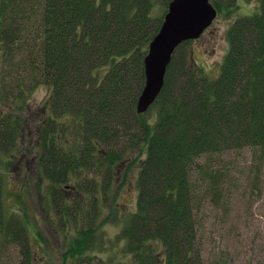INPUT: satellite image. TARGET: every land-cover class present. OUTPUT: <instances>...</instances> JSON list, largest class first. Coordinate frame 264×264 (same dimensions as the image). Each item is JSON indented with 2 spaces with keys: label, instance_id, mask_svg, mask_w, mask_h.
<instances>
[{
  "label": "trees",
  "instance_id": "obj_1",
  "mask_svg": "<svg viewBox=\"0 0 264 264\" xmlns=\"http://www.w3.org/2000/svg\"><path fill=\"white\" fill-rule=\"evenodd\" d=\"M172 1L0 0V103L10 109L0 113V217L4 171L26 126L28 98L46 86L48 116L33 158L50 184L48 204L65 213L76 194L96 210L69 254L76 249L82 256L88 245L90 253L106 248L95 241V218L114 200L118 168L141 149L128 162L129 171L139 164L136 211L117 237L120 259H109L203 264L199 213L206 198L218 207L225 196L215 159L246 148L264 154V0L258 14L232 25L216 79L193 64L186 50L193 41L176 50L148 120L137 113L144 60ZM69 186L72 192L62 190ZM10 223L21 242L20 264H33L30 222L12 216Z\"/></svg>",
  "mask_w": 264,
  "mask_h": 264
},
{
  "label": "rangeland",
  "instance_id": "obj_2",
  "mask_svg": "<svg viewBox=\"0 0 264 264\" xmlns=\"http://www.w3.org/2000/svg\"><path fill=\"white\" fill-rule=\"evenodd\" d=\"M260 3L261 0H239V6L231 12L221 9L214 24L199 40L193 41L187 47L193 64L204 70L209 77L216 79L229 51L228 32L232 25L237 18L247 17L245 14H258ZM245 6L251 9L243 11ZM49 96V87L43 86L28 98V109L23 114L26 126L19 138L16 155L7 161L4 171L8 179H5L6 185L2 194L0 264L22 262L18 245L20 241L13 238L16 228L10 223L12 216L22 224L27 225L30 222L28 227L31 248L28 258L33 264H114L115 261L111 262L109 258L115 256L118 261L121 257L119 247L114 246L127 218L136 211L139 194V164L129 171L128 162L136 160L141 149L130 153L126 157L127 162L118 168L113 186L116 191L114 200L112 198L111 204L100 212V217L95 218V225L99 230L95 241L99 245L104 244L106 248L90 253L88 245L82 256L76 249L69 254L71 241L79 232L88 229L90 215L94 216L96 210L95 204L91 207L89 197L78 198L76 194L65 206V209L69 206L65 213L55 206L53 207L56 209H51L48 204L50 184L41 177L33 157L38 147L37 133L45 116H48L44 108ZM9 111V107L0 103V113ZM145 115L148 120L154 117V113L150 111ZM214 164L219 165L225 175V196L218 207H213L206 198L199 213L198 243L201 262L264 264V154L246 148L241 153L218 157ZM201 186L199 183V187ZM83 187H90V184L86 182ZM62 190L72 192L70 186ZM68 194L65 193L69 198L71 194ZM82 210L85 215H82ZM62 220L66 224H62ZM122 261L130 262L131 257L128 256Z\"/></svg>",
  "mask_w": 264,
  "mask_h": 264
},
{
  "label": "water",
  "instance_id": "obj_3",
  "mask_svg": "<svg viewBox=\"0 0 264 264\" xmlns=\"http://www.w3.org/2000/svg\"><path fill=\"white\" fill-rule=\"evenodd\" d=\"M216 19L211 0H173L169 4L144 60L146 82L137 104L139 115L146 114L160 96L176 50L186 42L199 40Z\"/></svg>",
  "mask_w": 264,
  "mask_h": 264
},
{
  "label": "flooded vegetation",
  "instance_id": "obj_4",
  "mask_svg": "<svg viewBox=\"0 0 264 264\" xmlns=\"http://www.w3.org/2000/svg\"><path fill=\"white\" fill-rule=\"evenodd\" d=\"M211 4L216 9V11H217V18H218L219 14H220V12H219V10L217 8L218 6L221 7V9H223V10L225 8V10H227L228 12H231L232 10H234V9L237 8V5L239 6V0H211ZM250 9H251L250 7H246V6L243 7V11L250 10ZM245 15H247V17H248V14H245ZM240 18H244V17H239V18H237V20L240 19ZM66 189H68V188H66Z\"/></svg>",
  "mask_w": 264,
  "mask_h": 264
}]
</instances>
